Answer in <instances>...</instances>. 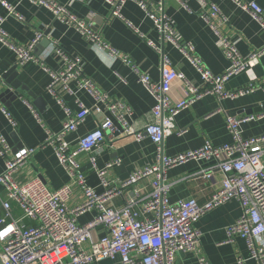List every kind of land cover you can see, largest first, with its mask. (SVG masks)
I'll use <instances>...</instances> for the list:
<instances>
[{"label": "crops", "instance_id": "0c3cea01", "mask_svg": "<svg viewBox=\"0 0 264 264\" xmlns=\"http://www.w3.org/2000/svg\"><path fill=\"white\" fill-rule=\"evenodd\" d=\"M56 1L70 14L88 22L90 29L118 56L112 54L108 48L87 42L78 30L54 18L52 12L44 6L32 4L29 0H0V27L11 42L28 46L36 31L43 35L32 47L35 59L23 64L16 62V54L12 48L0 41V133L11 146L8 157L21 147L34 149L24 167L14 175L18 182L38 177L52 190L70 185L68 172L59 163L54 148L44 143L46 130L58 132L66 119L62 104L49 90L50 76L44 67L54 71L61 70L65 63L62 54L79 57L83 75L93 82L98 91L105 93L109 100H119L123 105L119 112L122 120H119L112 118L105 104L80 88L75 81L68 84L71 92L60 91L63 106L72 110L78 108L76 100L88 108H99V112L92 111L75 131L66 135L67 142L75 143L107 116L112 118L116 126L113 133L105 131V138L97 148L78 156L80 172L84 174L87 185L101 191L100 180L91 166L90 157H94L98 169L106 162L118 160L107 172V179L112 186L127 179L136 168L153 164L157 160L155 145L145 134L138 140L121 134L122 122L134 130H142L153 119L152 107L155 100L139 82L138 75L131 67L135 64L153 82L160 81L161 54L149 46L147 41L154 42L160 48L162 55L168 58L175 70L185 76L187 82L202 86V79L197 68L178 48L159 38L152 21L144 15L136 0L125 1L120 8V16L111 15L112 6L106 0ZM144 1L151 4L162 3L164 13L173 22L178 40L180 43L190 42L193 45L194 54L205 68L214 74L224 73L229 68L230 62L222 54L216 34L200 15L202 6L198 0ZM204 1V9L208 13L211 10L210 4L218 7L220 15L215 21H220L221 16L225 19L220 22L219 30L233 38L243 58H248L253 51L264 50V27L248 11L240 8L233 0ZM249 1L256 2L264 12V0ZM4 3L14 8L23 21L12 15ZM57 49L63 53H57ZM122 56H126L130 63L125 62ZM12 66H16L17 71L14 79L16 77L26 89L11 88V82L2 77ZM249 85H264V52L256 60H252L246 69L232 74L223 83L227 91L245 89ZM7 88L12 93L2 95ZM186 90L185 82H174L170 92L172 101L184 99ZM2 107L15 121L13 128L1 112ZM250 110L254 111L249 112ZM227 113L237 117H253L241 124L243 137H255L264 133V89L257 87L238 97L220 101L213 94H205L195 99L173 117V130L163 139L162 153L172 156L199 148L206 143L213 146L231 143L233 137L226 125ZM178 131L182 133L178 134ZM262 160L264 162V155ZM4 161L5 157L0 155V173L4 169ZM214 162L213 159L189 160L167 169L165 181L171 184L169 200L175 202L189 197L196 198L198 202L207 200L219 187L221 174L214 169L211 177L207 178L198 172ZM129 189L126 188L122 196L112 198L111 205L123 206ZM150 189L149 179H143L138 191L139 197L147 195ZM5 199L7 196L3 188H0L2 216L6 214L2 206ZM81 199L79 188L72 186L68 205L73 206ZM9 204L8 212L13 220L25 226L36 223L23 216L16 201H10ZM241 211L240 202L232 199L210 210L195 222V228L201 233L197 252L204 255L210 264H238V258H243L244 264H257L250 258L243 238L237 236L232 241L225 242L227 226L237 220ZM93 215V211L85 212L78 216L77 221L84 223ZM94 233V237L100 236L101 227H97ZM89 245L90 240L84 243L87 249ZM118 259L116 256L114 260L102 259L92 264H113ZM64 264L70 263L66 260ZM174 264L199 262L196 253L177 251Z\"/></svg>", "mask_w": 264, "mask_h": 264}, {"label": "built area", "instance_id": "2783aa9c", "mask_svg": "<svg viewBox=\"0 0 264 264\" xmlns=\"http://www.w3.org/2000/svg\"><path fill=\"white\" fill-rule=\"evenodd\" d=\"M29 1L48 8L54 18L73 26L87 42L108 48L112 54L118 56L90 29L88 22L70 14L56 0ZM106 1L112 6L111 15L120 16V8L127 0ZM136 1L144 15L152 21L159 38L178 48L197 68L203 85L197 86L187 82L185 76L175 70L168 58L162 55L160 48L154 42L147 41L149 46L161 54L160 81L153 82L148 75L140 72L135 64L131 67L138 75L139 82L155 100L152 107L153 119L148 121L142 130H134L122 122L121 134L136 140L145 134L155 145L157 160L153 164L136 168L127 179L117 186H112L107 179V172L118 160L106 162L98 169L94 157H90L89 161L102 187L101 191H97L87 185L84 174L80 172L78 156L97 148L105 138V131L113 133L116 130L112 118L122 120L119 112L123 105L119 100H109L105 93L98 91L93 82L83 75L79 57L62 54L63 52L57 49V53L62 54L64 58V67L57 71L44 68L50 76L49 90L62 104L66 119L58 132L46 130L44 143L54 148L59 163L68 172L70 185L52 190L38 177L18 182L14 175L24 167L34 149L21 147L8 157L11 146L0 133V155L5 157L4 169L0 173V188H3L7 196V199L2 201L6 214L0 215V264H64L66 260L70 264H92L102 259L114 260L116 256L119 259L113 264H174L177 251L194 252L199 264H210L204 255L197 252L201 233L194 224L210 210L232 199L240 202L242 211L237 220L227 226L225 242H230L237 236L243 238L250 258L257 264H264V133L249 138L241 135V124L253 117L226 114V125L233 137L231 143L219 146L206 143L199 148L172 156L162 153L163 139L173 130V117L195 99L205 94H213L220 101L238 97L257 87L264 89V85H249L248 88L237 91H227L223 87L229 76L246 69L264 50L253 51L248 58H243L233 38L219 30L220 22L225 19L221 16L220 21H215L220 15L218 7L210 4L211 10L208 13L204 9L205 1L198 0L202 6L200 15L213 29L222 54L230 62L224 73L214 74L205 68L194 54V47L190 42L180 43L173 22L164 13L161 2L151 4L144 0ZM233 2L248 11L264 27V12L256 2ZM5 5L12 15L23 21L14 8ZM42 36V32L36 31L28 46H19L11 42L7 33L0 27V41L14 50L16 62L19 64L35 59L32 47ZM122 59L130 63L126 56H122ZM71 81H75L80 88L92 94L97 101L103 102L112 117H104L96 128L82 135L73 144L67 142L66 135L75 131L92 111L99 112V108H88L79 100H76L77 110L63 106L60 91L71 92L68 85ZM174 82H185L187 90L184 99L172 101L170 92ZM1 112L13 128L15 121L11 114L3 107ZM202 159L215 161L198 174L210 178L212 171L218 170L221 180L217 190L203 202H198L194 197L171 202L168 198L171 184L165 181L166 170L189 160ZM143 179H149L151 189L147 195L139 197L138 191ZM72 186L79 188L82 199L70 206L68 199ZM126 188L130 189L125 196L124 205L112 206V198L122 196ZM10 201H16L23 216L36 223L25 226L13 220L8 212ZM89 211L94 212L93 217L79 223L78 216ZM97 227H101L102 234L94 237ZM88 240L90 245L87 249L84 243ZM244 261L243 258H238V264H244Z\"/></svg>", "mask_w": 264, "mask_h": 264}, {"label": "water", "instance_id": "95a60500", "mask_svg": "<svg viewBox=\"0 0 264 264\" xmlns=\"http://www.w3.org/2000/svg\"><path fill=\"white\" fill-rule=\"evenodd\" d=\"M16 66H12L11 68H9L3 75L2 77L9 80L11 82V88H14V89H18L19 87H21L22 89H26L24 85L21 84V82L15 77L14 79V76H16ZM8 93H12V91L7 88L4 90V92L2 93V95H7ZM14 97H16L15 94H13ZM32 95V93L30 94ZM254 110H250L249 112H252Z\"/></svg>", "mask_w": 264, "mask_h": 264}]
</instances>
